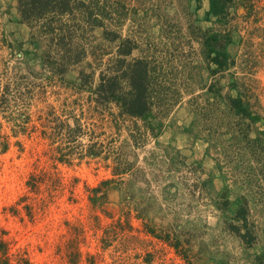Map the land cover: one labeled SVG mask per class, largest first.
<instances>
[{"label": "rangeland", "instance_id": "rangeland-1", "mask_svg": "<svg viewBox=\"0 0 264 264\" xmlns=\"http://www.w3.org/2000/svg\"><path fill=\"white\" fill-rule=\"evenodd\" d=\"M124 1L137 9L131 17L146 23L168 62L176 49L199 51L192 34L214 27L211 0ZM256 3L250 24L239 19L225 41L234 66L211 75L215 64L191 56L199 68L189 81L177 78L180 103L162 120H140L99 103L92 91L97 79L92 90L82 88L80 68L61 77L45 71V50L17 0H0V97L5 85L11 91L0 106V228L10 252L9 258L0 252V264H264V182L251 195L259 202L249 197L248 230L236 217L244 186L222 158L240 150H227L232 117L216 109L240 93L264 116V0ZM208 101L215 105L203 119L197 109ZM26 116L21 131L15 125ZM58 119L72 126L59 136L51 129ZM137 128L146 134L138 141L130 137ZM74 133L76 141L65 146ZM91 146L100 158H84ZM66 153L71 161H60ZM118 153L142 171L115 176ZM113 178L104 186L107 197L93 203L92 189ZM33 180L35 191L28 185Z\"/></svg>", "mask_w": 264, "mask_h": 264}, {"label": "trees", "instance_id": "trees-1", "mask_svg": "<svg viewBox=\"0 0 264 264\" xmlns=\"http://www.w3.org/2000/svg\"><path fill=\"white\" fill-rule=\"evenodd\" d=\"M256 2L257 0H211L210 16L215 20L214 27L204 32L198 30L199 34H192L200 45L199 51L195 49L186 53L176 49L178 54H170L171 62H168L155 41L150 38L145 28L146 23L139 24L131 17L138 15L137 9L124 0H17L21 17L31 28L33 39L45 50V71L61 77L74 68H80L82 88L92 90L93 78L97 79L92 91L97 95L99 103L113 105L121 115L140 120L148 115L162 120L169 115L171 107L180 103L183 95L179 89L180 80L177 82V78L189 81L190 72L199 68L195 63L197 61H189L191 56L200 58L205 64H215L218 70H209L211 75L226 72L234 66L235 61L228 56L225 41L241 26L239 19L246 26L250 24L251 16L257 11ZM128 20L133 24L127 31L129 33L124 34ZM167 23L165 22L164 26H167ZM9 87L7 84L2 88L0 106L3 108V105L10 101ZM209 93L216 92L209 90ZM225 101L222 102L224 109L220 103L215 102L219 105L216 109L225 118L232 117L228 123L232 126L227 127V134L231 135L232 143L227 146V150L234 149L235 146H239L240 150L232 157L226 151L222 158L233 181L244 186V196L239 199L241 207L236 217L243 220L248 229L251 213L249 197L254 196V185L264 182L263 110H257L250 98L240 93L236 99L229 94ZM214 105L215 103L208 101L205 107L197 109L198 115L204 119L207 108L213 109ZM57 121L60 120L52 121L55 127H51L53 130H60L57 136L63 135L61 130L72 127L71 124ZM20 122L21 124L15 127L25 131L24 127L30 122V117L21 118ZM77 126L79 122L72 130ZM145 126L149 127L147 124ZM135 131L136 136L130 134V137H135L137 141L146 135L141 128ZM77 137L74 133L64 145L75 142ZM215 146L217 144L213 143L212 147ZM86 153L84 158L92 160L100 158L101 155L93 146L88 148ZM123 155L118 153L113 160L115 176H135L138 171H142ZM70 156V153L61 154L59 159L68 162L71 161ZM114 182L116 180L113 178L103 182L100 187L93 188L90 200L93 203L104 200L108 191L104 190V186ZM121 182L127 183L126 180ZM28 185L35 191L39 182L29 181ZM128 185L129 183L125 186ZM255 199L259 202L258 198ZM255 199L252 197L251 200ZM241 238L246 241L248 239L244 235H241ZM251 239L250 236L246 243L252 242ZM7 245L5 232L0 228V252L9 258Z\"/></svg>", "mask_w": 264, "mask_h": 264}]
</instances>
